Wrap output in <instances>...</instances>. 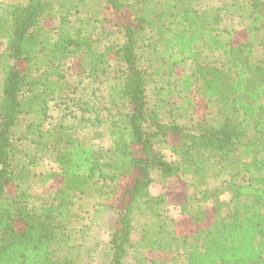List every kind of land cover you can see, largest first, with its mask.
<instances>
[{
  "label": "trees",
  "instance_id": "16d2710c",
  "mask_svg": "<svg viewBox=\"0 0 264 264\" xmlns=\"http://www.w3.org/2000/svg\"><path fill=\"white\" fill-rule=\"evenodd\" d=\"M0 89V264H264V0H0Z\"/></svg>",
  "mask_w": 264,
  "mask_h": 264
},
{
  "label": "rangeland",
  "instance_id": "374dc122",
  "mask_svg": "<svg viewBox=\"0 0 264 264\" xmlns=\"http://www.w3.org/2000/svg\"><path fill=\"white\" fill-rule=\"evenodd\" d=\"M104 15L106 17L105 22L108 25H111L114 21L117 20L116 15L109 10H105ZM240 26L242 27L241 23H240ZM119 40H120L119 35L112 34L105 39L104 43L106 44V43H111V42H115V41H119ZM118 66L119 65L117 63H113V65H112L114 70L117 69ZM203 109H204V102L202 100H200L199 113H201L203 111ZM108 143H109V139L107 136L97 141V144H99V145H106ZM168 157L172 158L170 153H168ZM48 166H50L51 168L52 167L56 168V165L52 164V163H49ZM51 188H52V186L49 183L40 184V185L35 187V191L38 193H45V192H48ZM151 191L154 194H159V193L165 192L168 196L169 201L174 202V203H179V202H182L185 198V183L182 180L177 179V178L171 179L166 183L165 186H163L159 183H154L151 186ZM169 213H170V215H172L173 217L178 219L179 225L183 231L184 230H186V231L190 230V228H189V227H191L190 222H189L188 218L186 217V215L181 213V210L178 206L170 205Z\"/></svg>",
  "mask_w": 264,
  "mask_h": 264
}]
</instances>
